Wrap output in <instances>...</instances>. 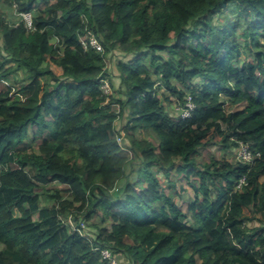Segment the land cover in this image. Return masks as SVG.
<instances>
[{
    "label": "trees",
    "instance_id": "16d2710c",
    "mask_svg": "<svg viewBox=\"0 0 264 264\" xmlns=\"http://www.w3.org/2000/svg\"><path fill=\"white\" fill-rule=\"evenodd\" d=\"M88 32L103 51L84 48ZM1 39L0 264H110L96 245L122 264H264V0H0ZM114 50L133 55L117 87ZM20 70L25 82L8 83ZM188 95L191 116L171 115ZM149 132L158 143L138 137ZM120 133L142 159L136 178ZM214 138L260 155L201 165ZM157 171L186 177L185 208ZM99 212L113 223H94L93 242L60 219Z\"/></svg>",
    "mask_w": 264,
    "mask_h": 264
},
{
    "label": "rangeland",
    "instance_id": "374dc122",
    "mask_svg": "<svg viewBox=\"0 0 264 264\" xmlns=\"http://www.w3.org/2000/svg\"><path fill=\"white\" fill-rule=\"evenodd\" d=\"M10 9L9 11L11 13L14 14V16L11 17V20H13L14 22H18L19 20H21L22 18H24L23 15L19 14L18 12H16L15 10ZM213 21L215 24L218 23H222L224 21V16H219L216 15L213 18ZM263 44H264V39H262ZM5 55H7L4 51V41L3 39L0 40V58ZM133 55L132 54H125L123 52H120L119 50H114L113 52L110 53L109 57L107 58V67L109 72L111 73V76L113 78V82L115 84V86H119L120 84V77H119V72L117 70V63L119 60H124V61H128ZM14 64V62H9L6 64L5 68H8L10 66H12ZM26 72L24 70H20L15 72L14 74H12L10 76V79H8V83H11L13 85H17L18 82H25L24 79ZM167 109L169 111V113H171V115L173 116H177L179 115V103H171V104H167ZM125 123H127V118L125 117V119L123 117H120L119 120L117 121V128L119 130H122V128L124 127ZM139 138H147L150 139L153 143H158V136L154 133V132H149L148 134L145 133H140L138 134ZM124 147L126 149H124V153L127 154L129 157H133V152L130 149V140L128 138L125 137L124 140ZM224 156L230 158V159H235L238 160V158H236L237 156V147H234L232 150L230 149H225L221 143L218 141L217 138H214L212 140V142L208 145L202 146L199 148V151L196 155V158L198 160V162L203 165L205 162H209L212 158H223ZM134 160L133 162H131V164H129L128 167V172L129 175L132 178H136L137 176V171L140 169L141 165V158H135L133 157ZM157 174L160 176L161 181L163 183V185L166 187V191L168 193H171L174 198L179 202V204L181 206H183L184 208L187 206L186 202H188L190 199H192L194 197V190L192 189V187L189 185V183L187 182L186 177L183 174H179L177 173V171H172L170 176H167L164 172L162 171H157ZM195 180V179H194ZM123 183V181H119V185H121ZM62 184L59 182H55L53 184H50L48 186V188L50 189H58L61 188ZM52 193V192H51ZM50 192H41V206H46V205H52L53 201L52 198H50L51 195ZM60 217L62 218H66V215H60ZM85 215H81L80 219H84L87 223V225L89 226V228L93 231H96V228L94 227V223H103L105 224L108 228L111 229L112 227V221L108 220V221H104L103 220V215L101 212L96 213V214H91V216L89 217L90 220H86ZM34 218L38 219L39 215L38 213L34 214ZM73 218H75V215H73ZM104 221V222H103ZM257 222H252L250 223V225H254ZM4 248V244L0 243V250ZM126 257L122 258V262L124 263L126 260ZM127 263V262H126Z\"/></svg>",
    "mask_w": 264,
    "mask_h": 264
},
{
    "label": "built area",
    "instance_id": "2783aa9c",
    "mask_svg": "<svg viewBox=\"0 0 264 264\" xmlns=\"http://www.w3.org/2000/svg\"><path fill=\"white\" fill-rule=\"evenodd\" d=\"M24 19L26 20V24L31 29L33 27V14L32 12H25L22 14ZM81 42L86 50L95 49L97 51H103L104 47L102 43L98 40V38L93 35L91 32H88L86 35L80 37ZM101 90L104 95L111 96L113 94V87L108 79H103L101 82ZM118 107V112L119 106ZM196 104L193 101V97L188 95L186 97V102L184 105H180L178 107L179 116L182 118L190 117L192 111L195 109ZM125 136L123 133L117 135V141L120 145L124 146ZM124 149H126L124 147ZM260 154H254L251 150L250 146L246 142H240L237 147V158L238 160L246 163H252L256 157ZM244 183H246V179L243 178L238 187L240 188ZM60 219L72 229L78 231L81 235L86 237L89 241H94L95 232L89 228L86 221L84 219H80L79 221H75L73 218V214L70 213L66 216V218L60 217ZM96 250H99L105 260H108L110 264H122V260L118 258L116 254H114L113 250L110 247L100 245H96Z\"/></svg>",
    "mask_w": 264,
    "mask_h": 264
},
{
    "label": "clouds",
    "instance_id": "9594fccd",
    "mask_svg": "<svg viewBox=\"0 0 264 264\" xmlns=\"http://www.w3.org/2000/svg\"><path fill=\"white\" fill-rule=\"evenodd\" d=\"M236 158H237V156H236ZM240 161V160H239Z\"/></svg>",
    "mask_w": 264,
    "mask_h": 264
}]
</instances>
